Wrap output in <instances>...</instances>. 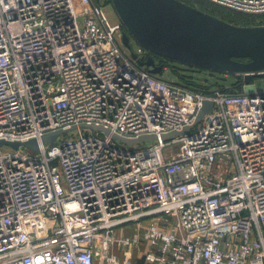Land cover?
<instances>
[{
  "label": "built area",
  "instance_id": "2783aa9c",
  "mask_svg": "<svg viewBox=\"0 0 264 264\" xmlns=\"http://www.w3.org/2000/svg\"><path fill=\"white\" fill-rule=\"evenodd\" d=\"M123 27L96 0H0V143L39 146L0 144V264H264V92L244 82L264 71L164 80Z\"/></svg>",
  "mask_w": 264,
  "mask_h": 264
},
{
  "label": "water",
  "instance_id": "95a60500",
  "mask_svg": "<svg viewBox=\"0 0 264 264\" xmlns=\"http://www.w3.org/2000/svg\"><path fill=\"white\" fill-rule=\"evenodd\" d=\"M99 1V0H96ZM120 22L125 27L122 43L131 52L132 59L149 72L160 75L164 66L154 59H139L132 50L131 39L152 54L171 61L219 73H256L264 71V25L237 26L225 22L179 0H111ZM244 59L246 61H239ZM264 75H248L245 84ZM213 109L205 102L197 119L199 124ZM93 130L109 131L96 126H82ZM188 130V129H187ZM65 132L43 137V143H54ZM177 133L163 137L171 138ZM114 139H119L113 136ZM154 136L138 140H122L130 145L155 140ZM18 149L23 146L37 153V141L27 143L1 142Z\"/></svg>",
  "mask_w": 264,
  "mask_h": 264
},
{
  "label": "rangeland",
  "instance_id": "374dc122",
  "mask_svg": "<svg viewBox=\"0 0 264 264\" xmlns=\"http://www.w3.org/2000/svg\"><path fill=\"white\" fill-rule=\"evenodd\" d=\"M180 1V0H179ZM111 0H99V4L102 6L103 11L106 15V17L109 19V21L111 23H117L119 21L118 15L112 5V3H110ZM182 2V1H181ZM198 6H192L194 8H197L205 13L210 14L206 9L202 10L201 5L198 3ZM212 16H214V14H210ZM216 18H218L217 16H215ZM220 19V18H219ZM222 20V19H221ZM117 39L120 40V35L117 34ZM131 45H132V50L133 51H137V49L139 48V45L133 40L131 39ZM125 52L127 53V55L129 54V50H127L126 48H124ZM173 65V66H172ZM179 64H170L165 68V70L161 73V78L164 80H169V81H173L175 83H179L180 81H182V78H184L186 75H190L193 77L192 80L197 81L201 84H207V85H213V84H220V85H224L225 87L230 86L232 83L235 82V79L232 75H228L225 76L224 73H219V72H214V71H207V70H203V69H195L193 67H183ZM184 70V71H183ZM178 72V74L176 73ZM253 83L256 85V89L258 92H264V78H256L253 80ZM79 134L78 131L74 132V135ZM69 134H66L65 136H68ZM103 137V135H102ZM4 152H11V147L9 146H4L3 148ZM150 218L147 220H144V225H147V223L149 222ZM137 229H138V225L132 226L130 228H128L125 231V234L132 236V234L137 233ZM131 252L136 256H140V254L142 252H139L137 250V248H132ZM122 257H124V254H122Z\"/></svg>",
  "mask_w": 264,
  "mask_h": 264
},
{
  "label": "trees",
  "instance_id": "16d2710c",
  "mask_svg": "<svg viewBox=\"0 0 264 264\" xmlns=\"http://www.w3.org/2000/svg\"><path fill=\"white\" fill-rule=\"evenodd\" d=\"M180 1L186 3V4L190 5V6H198L197 4L199 3L201 5V7H202V10L206 9L210 14H214V16H217L218 18L222 19L223 21L228 22V23L233 24V25H237V26L264 25V15L263 16L253 17V16L243 15V14H240V13H235V12L220 8L218 6L212 5L207 0H180ZM96 2L98 3L99 1H96ZM123 29H124V31H126L124 27H123ZM149 57H152L154 59L155 63L158 66H164L163 71L165 70V68L169 64L171 66V64H173V63L174 64H179V65H181L183 67H186V68L190 67L188 65H185V64H182V63H178V62H175V61H171V60H168V59L163 58L161 56L152 54L151 52H147L146 58L143 61H146ZM239 61H246V60L240 59ZM176 73L178 74V72H176ZM192 79H193L192 76L186 75L184 78H182V81H180L179 83L183 82V83H186V84H191L193 82V84L195 86H197L198 88H202L203 87L202 84H198L195 81H192ZM215 85H220V84H215ZM238 85H241V84H239V83L233 84V88L238 87ZM222 89L225 90V91H229V92L233 91V89H227V88H222Z\"/></svg>",
  "mask_w": 264,
  "mask_h": 264
},
{
  "label": "crops",
  "instance_id": "0c3cea01",
  "mask_svg": "<svg viewBox=\"0 0 264 264\" xmlns=\"http://www.w3.org/2000/svg\"><path fill=\"white\" fill-rule=\"evenodd\" d=\"M118 22H120V20H119ZM118 22H117V23H118Z\"/></svg>",
  "mask_w": 264,
  "mask_h": 264
}]
</instances>
